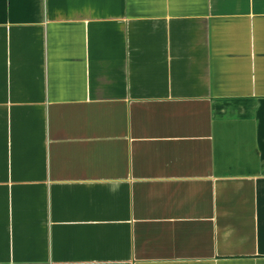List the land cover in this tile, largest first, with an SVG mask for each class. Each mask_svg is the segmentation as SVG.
Listing matches in <instances>:
<instances>
[{
	"label": "crops",
	"instance_id": "1",
	"mask_svg": "<svg viewBox=\"0 0 264 264\" xmlns=\"http://www.w3.org/2000/svg\"><path fill=\"white\" fill-rule=\"evenodd\" d=\"M0 264H264V0H0Z\"/></svg>",
	"mask_w": 264,
	"mask_h": 264
}]
</instances>
